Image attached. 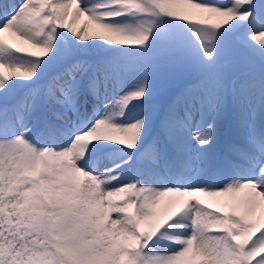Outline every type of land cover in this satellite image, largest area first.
<instances>
[{
    "label": "snow or ice",
    "instance_id": "1",
    "mask_svg": "<svg viewBox=\"0 0 264 264\" xmlns=\"http://www.w3.org/2000/svg\"><path fill=\"white\" fill-rule=\"evenodd\" d=\"M0 264H264V0H0Z\"/></svg>",
    "mask_w": 264,
    "mask_h": 264
},
{
    "label": "trees",
    "instance_id": "2",
    "mask_svg": "<svg viewBox=\"0 0 264 264\" xmlns=\"http://www.w3.org/2000/svg\"><path fill=\"white\" fill-rule=\"evenodd\" d=\"M174 8L177 11H179V12L190 11L188 9L187 5H185V4H176V5H174ZM202 14L203 13H195V14H192L185 21L193 20V19H199V20H201ZM207 16H208V21L211 22V23H212V21H214V22H220L221 21L220 18L210 17L209 14Z\"/></svg>",
    "mask_w": 264,
    "mask_h": 264
},
{
    "label": "rangeland",
    "instance_id": "3",
    "mask_svg": "<svg viewBox=\"0 0 264 264\" xmlns=\"http://www.w3.org/2000/svg\"><path fill=\"white\" fill-rule=\"evenodd\" d=\"M218 2H222V0H218ZM226 2H229V0H227ZM86 21H85V18H79L78 19V21H77V24L75 25V28H76V30L77 31H79L82 27H83V25H84V23H85ZM69 23H71V18H69ZM199 26H201V27H209V26H202V25H199ZM66 30V29H65ZM94 32V31H93ZM95 34V33H94ZM8 36V35H7ZM94 38H95V36H94ZM93 38V39H94ZM13 38L9 35L8 37H7V40H9V41H11ZM254 43H256V42H254ZM258 47H260V46H262V45H257ZM29 51H33V50H31V49H29ZM167 199H174L173 197H169V198H166V200Z\"/></svg>",
    "mask_w": 264,
    "mask_h": 264
},
{
    "label": "bare ground",
    "instance_id": "4",
    "mask_svg": "<svg viewBox=\"0 0 264 264\" xmlns=\"http://www.w3.org/2000/svg\"><path fill=\"white\" fill-rule=\"evenodd\" d=\"M7 35H8V34H6V39H7V37L9 36V35H8V36H7ZM89 35H90L91 38H94V36H95L94 32H93L91 29L89 30ZM12 38H13V37H12Z\"/></svg>",
    "mask_w": 264,
    "mask_h": 264
}]
</instances>
